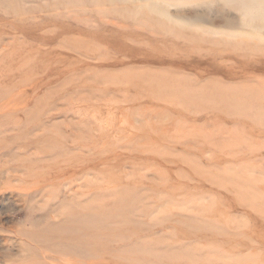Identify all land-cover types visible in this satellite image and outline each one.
Returning <instances> with one entry per match:
<instances>
[{"label": "rangeland", "instance_id": "rangeland-1", "mask_svg": "<svg viewBox=\"0 0 264 264\" xmlns=\"http://www.w3.org/2000/svg\"><path fill=\"white\" fill-rule=\"evenodd\" d=\"M247 1L0 0V264H264Z\"/></svg>", "mask_w": 264, "mask_h": 264}, {"label": "bare ground", "instance_id": "bare-ground-1", "mask_svg": "<svg viewBox=\"0 0 264 264\" xmlns=\"http://www.w3.org/2000/svg\"><path fill=\"white\" fill-rule=\"evenodd\" d=\"M240 2V0H239ZM244 2V1H243ZM243 15H250L249 13H254L255 11H259L260 9L264 11V0H253V1H247V3H244L241 5ZM248 13V14H247ZM258 13V12H256Z\"/></svg>", "mask_w": 264, "mask_h": 264}]
</instances>
